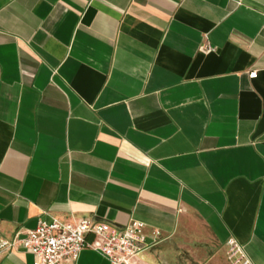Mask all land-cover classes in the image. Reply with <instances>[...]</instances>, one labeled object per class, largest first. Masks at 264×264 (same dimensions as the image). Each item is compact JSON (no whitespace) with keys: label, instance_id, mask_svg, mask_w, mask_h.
<instances>
[{"label":"crops","instance_id":"0c3cea01","mask_svg":"<svg viewBox=\"0 0 264 264\" xmlns=\"http://www.w3.org/2000/svg\"><path fill=\"white\" fill-rule=\"evenodd\" d=\"M53 217L160 231L137 264H264V0H0V264Z\"/></svg>","mask_w":264,"mask_h":264},{"label":"built area","instance_id":"2783aa9c","mask_svg":"<svg viewBox=\"0 0 264 264\" xmlns=\"http://www.w3.org/2000/svg\"><path fill=\"white\" fill-rule=\"evenodd\" d=\"M249 75L256 77L257 70ZM90 234L92 240L87 239ZM159 235L160 231H155L152 241L148 242L145 224L137 219L117 228L90 218L62 221L53 217L40 219L36 227L27 230L20 242L34 256V264L75 261L84 247L99 251L111 264H137L141 253L155 245ZM227 257L231 264H252L235 238L227 241Z\"/></svg>","mask_w":264,"mask_h":264}]
</instances>
